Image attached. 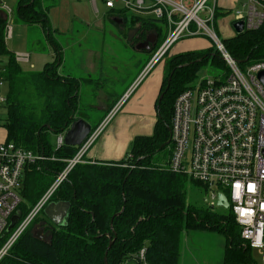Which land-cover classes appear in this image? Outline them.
<instances>
[{
    "label": "trees",
    "instance_id": "trees-1",
    "mask_svg": "<svg viewBox=\"0 0 264 264\" xmlns=\"http://www.w3.org/2000/svg\"><path fill=\"white\" fill-rule=\"evenodd\" d=\"M36 4V0L20 1L19 14L24 21L43 20L45 14L38 11ZM218 16L220 13L216 12ZM0 23H4L2 19ZM1 24L0 52L9 53L10 57L7 140L47 157L25 170L20 189L23 202L18 208L23 218L81 148L66 144L53 147L50 136L88 113L78 112L76 116L79 85L75 78L58 75L59 57L47 62L42 71H22L15 55L6 49ZM159 30L164 32L161 26ZM224 43L243 65L262 59L264 24L258 30H246L224 39ZM246 58L248 62H244ZM207 63L220 68L219 73L228 71L216 48L187 51L170 59L161 93L168 85L171 71L175 72L161 103L157 102L154 133L136 137L130 155L120 161L75 164L51 199L71 202L67 224L52 226L51 240L43 241L34 235L33 227L41 222L37 217L0 264H105L107 250L108 264H125L144 246L150 264H178L182 232L205 228L226 234L228 245L223 264H255L250 254L252 248L244 243L232 209L217 212L191 206L187 203V177L154 161L155 155L167 148L171 156L168 141L174 102L197 81L200 69ZM107 114L101 115L98 123ZM8 235L6 232L0 238V244ZM112 239L114 243L108 249Z\"/></svg>",
    "mask_w": 264,
    "mask_h": 264
},
{
    "label": "built area",
    "instance_id": "built-area-1",
    "mask_svg": "<svg viewBox=\"0 0 264 264\" xmlns=\"http://www.w3.org/2000/svg\"><path fill=\"white\" fill-rule=\"evenodd\" d=\"M97 9L98 0H90ZM110 9L163 21L168 35L154 52L147 67L135 83L158 63L170 47L182 38L205 35L213 41L228 71L197 80L181 92L174 102L170 143L172 153L167 167L206 186L211 208L217 205L218 192L223 191L230 209L241 226L245 244L258 250L264 262V58L243 65L227 49L215 29L217 0H101ZM12 9L0 0V18L6 16V37L12 35L8 23ZM235 21L243 20L246 30H258L264 24V0H245L235 10ZM19 62H28L30 53L15 54ZM3 65L0 57V110L7 104L2 92ZM132 90V89H131ZM130 92V91H129ZM130 93L114 106L102 123L81 146L67 167L57 174L55 182L9 231L0 244V263L43 212L57 188L99 134L113 119ZM2 122L0 116V124ZM64 144V132L58 146ZM47 157L26 149L13 141H0V238L7 232L11 217L23 202L20 189L25 170L41 164ZM147 249L133 255L138 264L147 261Z\"/></svg>",
    "mask_w": 264,
    "mask_h": 264
},
{
    "label": "crops",
    "instance_id": "crops-1",
    "mask_svg": "<svg viewBox=\"0 0 264 264\" xmlns=\"http://www.w3.org/2000/svg\"><path fill=\"white\" fill-rule=\"evenodd\" d=\"M20 1L17 9L19 20L29 26L30 29L38 31L35 38H29V45L36 41L44 51L49 46L51 58L47 62L59 57L58 75L64 78H75L78 82L79 100L76 116L79 115L78 112L86 111L88 116L83 118L94 127L99 122L101 115L109 113L124 96L130 93L113 119L82 155L81 161L105 163L126 158L130 155V147H132L135 138L152 135L158 121L157 102L167 74L166 62L160 60L138 84L135 85V83L151 59L153 54L151 49L160 46L161 40L163 42L167 37L166 25L164 27L167 31L161 32L160 26L156 23L157 20L151 16L142 18L131 14V20H129L128 13L119 8L110 10L106 6L103 20L98 5L96 9L90 0H36L35 7L45 16L39 22H26L19 14ZM46 1H49V6ZM244 2L245 0H224V3L221 4L217 0L219 9L217 12L220 13V16L215 20V29L219 35L220 33L223 34L221 37L223 41L237 35L233 28V22L236 19L235 10L237 7L240 8ZM63 7L64 9L66 7L67 11L62 9ZM59 11H61L60 20L57 18ZM92 11L97 15L96 21H94ZM13 13L12 9L10 15ZM10 17H8V21ZM106 18L113 25H107L104 22ZM0 19L4 22L3 25L0 24L4 29L6 39L5 25L7 19L5 14H2ZM77 20H80L82 24L76 23ZM131 29H138V32L130 41L128 31ZM107 34L110 38H107ZM147 34L149 37L154 36V38L144 40L145 42L140 40ZM109 41L123 42L126 47L133 49L135 56L138 55L139 58L133 56L131 60L129 59V62L135 66L134 70L136 71L133 74L121 76L117 73L119 69L120 71L127 70L124 68L126 63L119 67L115 57L108 58L105 55L106 50L110 48ZM150 44L153 45L152 48H148ZM175 44L177 45L175 53L192 50L204 51L211 48L212 45L214 46L213 41L205 35L188 36ZM31 55L32 53H30V57ZM146 56H150L148 61L145 60ZM83 95H92L95 98L87 104L91 106L89 111L83 110ZM94 112L101 114L97 117ZM102 121L97 124V127ZM60 133H57L58 136ZM195 182L202 184L198 181Z\"/></svg>",
    "mask_w": 264,
    "mask_h": 264
},
{
    "label": "rangeland",
    "instance_id": "rangeland-1",
    "mask_svg": "<svg viewBox=\"0 0 264 264\" xmlns=\"http://www.w3.org/2000/svg\"><path fill=\"white\" fill-rule=\"evenodd\" d=\"M3 1L7 4L9 8L13 9L14 11L13 15H10L11 17L9 18V21H8L9 25H11L12 27V36L8 38L6 37L5 39L6 49L8 50V52H11L14 54L29 53V52L32 53L30 60L28 62H23L20 64L22 71L39 72L43 70L45 63L49 61V59L51 58L50 47L48 46L46 51H44L41 49L40 44L37 43L36 41H34L32 45H29V38L30 37L35 38L38 31L30 29L29 26H27L26 24L22 23L19 20L18 13H17L19 0H3ZM218 2L223 4L224 0H218ZM46 3L48 4V6L50 5L49 1H46ZM97 5L99 8L100 15H102L101 19H103V16L106 13V7L101 2V0L97 1ZM62 9H64V7ZM64 10L67 11V8L65 7ZM92 13L94 15L93 16L94 21H96L97 15H95L93 11ZM129 14H128L129 20H131V14L130 15ZM57 18L60 20L61 11H59ZM77 21L78 22L76 23L82 24L80 20H77ZM104 22L107 25H113L108 18H106ZM156 23L164 29V32L166 31L164 27L166 24L164 22L157 20ZM129 32L130 30L128 31V34ZM220 35H222L221 37H223L222 33H220ZM152 37L154 38V36L149 37V35L147 34L141 37L140 40L143 41V40H147ZM107 38H110L108 37V34H107ZM109 46L110 48L109 50H106L105 55L108 58L115 57L118 63L117 65L119 67L123 65V63L124 64L126 63L124 68H126L127 70L120 71L119 69L117 73L121 76H125V75L129 76L133 74V72L136 71L134 70L135 66H133L132 62H129V59L131 60L132 57L135 56L133 49L131 47H126L123 42H118V41L117 42L109 41ZM176 46H177L176 44H173L170 47V49L165 53L163 58L161 59V60H164L167 65L170 59L181 54V53L174 52ZM152 47H153L152 44L148 46V48H152ZM158 47H156L155 49H151V51L153 50L152 56L154 55V52L157 50ZM209 49H215V47L212 45L211 48ZM0 57L2 60V65H3V77H4V84L1 86V90L6 96H9V93L11 90V82H10V78L8 77V64H9V58H10L9 53L7 54L5 52H0ZM146 57L147 58H145V60L147 59L148 61L150 56L149 57L146 56ZM135 58H139L138 55H136ZM150 60L151 59H149V61ZM219 69L220 68L210 63L204 64L203 67L199 71L197 80L201 78H205L207 76H217L220 72ZM93 100H95V98L92 95H83L82 96L83 110L89 111L91 106L87 104L89 102H92ZM81 112L87 113L86 111H81ZM94 114L97 115L98 117L101 113L94 112ZM0 116L2 119V122L0 124V141H3L7 139L6 125H7V119L9 118L8 103L4 107H2V109L0 110ZM50 143L52 144L53 147L57 146L58 134H52L50 136ZM130 148H129V151H130ZM168 149L169 148L155 155L154 161H156L158 164H161V165H167L168 159H169ZM56 178L51 183V185L55 182ZM64 182L65 180L62 181V183ZM51 185L47 188V190L51 187ZM186 193H187V203L190 204L191 206H194L196 208H201V209H210V210L217 211V212L230 211V208L227 209L219 205H216L215 208H211L207 200L208 191L205 189V186L203 184H199L195 182L194 180L187 179ZM45 218H46V215L44 214V212H41L38 215V219L40 221L44 220ZM36 226L33 228V230L36 229ZM227 245H228L227 236L223 232L211 230L208 228L184 230L181 235L180 257H179L178 264H223L226 251H227ZM250 254L255 264H264V262L261 260V256L258 250L251 249Z\"/></svg>",
    "mask_w": 264,
    "mask_h": 264
},
{
    "label": "water",
    "instance_id": "water-1",
    "mask_svg": "<svg viewBox=\"0 0 264 264\" xmlns=\"http://www.w3.org/2000/svg\"><path fill=\"white\" fill-rule=\"evenodd\" d=\"M233 28L237 35L243 34L245 32V22L243 20L234 21ZM137 32H138V29H131L128 34V39L131 41L132 38L134 37V34ZM248 60L249 58H246L244 62H248ZM174 72H175V69L171 71V74L168 77V85L165 91L161 93L158 99V105L161 103L164 97V93L168 90L170 86V81L172 79V75ZM259 77L262 80H264V71L259 74ZM74 116L75 114L72 115V117ZM62 132H64V143L66 145L82 146L84 142L88 139V137L91 135V133L93 132V127L91 123H89L85 118L76 117L69 124V126ZM170 133H171V129H170ZM168 143H170V139ZM217 205L222 206L227 209L230 208V202L225 192L223 191L218 192ZM70 209H71V202L69 201L50 200V202L44 208L43 212L46 215V217L52 222L53 225L64 226L67 224V219L69 216ZM20 219H21V211L17 210L16 213L11 217L10 224L7 228V232L11 231L12 228L18 223ZM42 223L46 225V221H42ZM50 229H52V226L50 227ZM34 235L39 240L43 239L45 235L44 227L40 229H35ZM113 243H114V239L110 241L108 245V249L113 245ZM107 254H108V250L105 252V256H104L105 264H108ZM125 264H138V262L135 258L131 257L130 259L126 261Z\"/></svg>",
    "mask_w": 264,
    "mask_h": 264
},
{
    "label": "flooded vegetation",
    "instance_id": "flooded-vegetation-1",
    "mask_svg": "<svg viewBox=\"0 0 264 264\" xmlns=\"http://www.w3.org/2000/svg\"><path fill=\"white\" fill-rule=\"evenodd\" d=\"M146 37V36H145ZM151 39H153V37L151 38ZM144 41V40H143ZM145 42V41H144ZM144 42H142V43H144ZM42 221H46V225H44L43 223H42ZM41 222H39V223H37L35 226H36V229H40V228H43L44 227V229H45V235H44V238L43 239H41V240H43V241H50L51 240V238H52V234L50 233V227L51 226H56V225H53L52 224V222L46 217L44 220H42ZM34 226V227H35ZM33 227V228H34ZM46 228H48L49 230L47 231L46 230ZM34 231V230H33Z\"/></svg>",
    "mask_w": 264,
    "mask_h": 264
},
{
    "label": "bare ground",
    "instance_id": "bare-ground-1",
    "mask_svg": "<svg viewBox=\"0 0 264 264\" xmlns=\"http://www.w3.org/2000/svg\"><path fill=\"white\" fill-rule=\"evenodd\" d=\"M130 15V14H129ZM175 44V43H174ZM143 79V78H142ZM65 144V143H64ZM44 238V237H43Z\"/></svg>",
    "mask_w": 264,
    "mask_h": 264
}]
</instances>
